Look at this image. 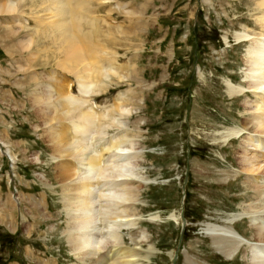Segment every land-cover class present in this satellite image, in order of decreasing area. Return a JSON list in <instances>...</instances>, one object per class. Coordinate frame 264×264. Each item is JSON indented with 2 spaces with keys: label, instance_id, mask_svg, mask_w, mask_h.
Returning <instances> with one entry per match:
<instances>
[{
  "label": "rangeland",
  "instance_id": "374dc122",
  "mask_svg": "<svg viewBox=\"0 0 264 264\" xmlns=\"http://www.w3.org/2000/svg\"><path fill=\"white\" fill-rule=\"evenodd\" d=\"M12 1L25 29L7 37L0 27V264H81L63 233L67 223L74 225L75 208L65 206L63 181L29 97L33 73L43 83L45 75H55L50 84L68 82L77 92L72 74L55 65L66 45L60 20H54L50 0ZM61 1L71 36L88 38L103 51L97 65L112 63L123 75L94 78L87 98L125 125L110 122L101 133L97 125V133L82 140L98 151L123 131L122 145L133 153L129 161L139 179L130 180L135 199L126 205L136 224L122 230L123 246L153 249L138 264H173L175 256V264H248L245 246L228 259L203 228L242 212L251 194L239 175L241 138L222 136L246 117L243 98L229 96L227 84L242 83L246 43L237 44L234 35L245 26L258 31L255 0ZM26 34L33 44L24 50L17 37ZM121 93L131 109L122 117L111 108ZM99 212V229L118 220L112 211ZM171 213L179 219H170ZM234 225L250 240L245 216ZM140 230L147 236L141 242Z\"/></svg>",
  "mask_w": 264,
  "mask_h": 264
},
{
  "label": "bare ground",
  "instance_id": "6f19581e",
  "mask_svg": "<svg viewBox=\"0 0 264 264\" xmlns=\"http://www.w3.org/2000/svg\"><path fill=\"white\" fill-rule=\"evenodd\" d=\"M50 3L56 5L52 11L53 18L60 20L57 30L60 32L59 37L64 44L66 43L60 50L62 58H57L55 65L72 74L77 92L71 93V85L68 82H65L66 84L57 82V87L50 84L49 81L53 82L52 78L55 75L51 78V75L44 74L46 81L43 83L35 73H31L32 76L30 75L28 79L35 83V87L29 97L33 108L41 117L45 127L44 133L52 149V160H55L60 180L63 181L62 196L65 206L75 208V215L70 217L74 225L67 223L63 233L66 234L70 252L81 264H138L142 259H148L153 254V249L150 248L143 253L136 248L123 246L122 230L136 224L135 219L127 214V202L135 199V192L128 185L131 184L130 180L139 179L137 176L139 174L133 171L134 166L129 161L134 158L131 156L133 153L129 154V150L122 145L127 141L126 135L121 130L117 136L103 142L101 148V144H98L100 148L98 151V148L88 149L82 141L86 134L96 132L97 125L101 129L100 133L104 132L107 126H111L112 122L121 127L125 125L123 118L110 117L111 109L107 106H97L87 98L93 91L91 89L92 91L88 92L94 78L97 79L98 76L108 78L107 74H111L123 80V75L119 74L112 63L108 66L101 63L97 65L101 61L103 51L86 42L88 38H81L82 41L77 42L66 30L68 16L66 11L61 9L62 1L50 0ZM254 9L258 12L253 17L258 31L245 26L234 35L237 44L246 43L242 83L234 84L230 81L227 84L229 96L243 98V113L246 117L241 119L239 127L229 128L222 136L224 141L241 138L238 155V167L241 172L239 175L242 176L243 183L251 194L248 202L244 203L242 212L226 219L222 225L207 223L203 230L213 239L216 248L226 258H233L242 246H245L244 256L248 264H264V0H255ZM17 10L15 1L0 0V16H9L0 19V27L6 31L7 37L16 36L20 30L25 29L24 22L17 17ZM57 16L59 19L55 18ZM76 28L82 31L80 26ZM29 35L17 37L21 49L27 50L33 44V39ZM85 36H89L88 33ZM35 56V53L31 54L33 60ZM18 69L26 70L23 65ZM121 95L122 93L117 96L111 108L122 117L131 114V109L124 105L122 100L124 97ZM62 120L67 121L65 125L61 124ZM88 139L91 138L88 136ZM104 153H108V156L103 157ZM5 154L11 156L9 150ZM100 209L102 212L112 211L118 220L99 229L95 222ZM244 216L251 229L250 240L234 225ZM169 218L179 219L178 215L173 213ZM140 233L139 242L146 240V232L140 230Z\"/></svg>",
  "mask_w": 264,
  "mask_h": 264
},
{
  "label": "water",
  "instance_id": "95a60500",
  "mask_svg": "<svg viewBox=\"0 0 264 264\" xmlns=\"http://www.w3.org/2000/svg\"><path fill=\"white\" fill-rule=\"evenodd\" d=\"M181 217H182V214H181ZM173 264H175V257H174V259H173Z\"/></svg>",
  "mask_w": 264,
  "mask_h": 264
}]
</instances>
